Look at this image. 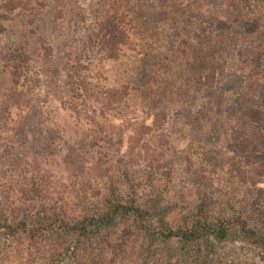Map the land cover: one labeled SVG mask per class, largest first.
Masks as SVG:
<instances>
[{
  "label": "rangeland",
  "instance_id": "374dc122",
  "mask_svg": "<svg viewBox=\"0 0 264 264\" xmlns=\"http://www.w3.org/2000/svg\"><path fill=\"white\" fill-rule=\"evenodd\" d=\"M117 1L49 0L40 14H26L7 24L0 50L6 52L19 44L29 51L32 77L35 73L40 75L43 85L34 93L42 100L48 85L47 76L42 74L44 54L52 53L51 58L62 69L72 53L81 52L82 36L100 14L101 4L116 5ZM119 1L125 5L123 0ZM133 3L135 8L140 5L136 0ZM177 3L179 17H175V10L171 13L160 10L155 3L146 4L151 13L125 9L130 41L122 48L120 57L105 62L95 53L89 55L85 66L88 64L94 82L102 87L127 91L129 96L124 101L114 102L104 110L105 117L115 121L114 124L143 121L150 124L155 109L167 113L163 126L148 136L152 146L163 154L161 161L165 169L155 174L141 164V171L134 177L144 179L138 192L141 202L162 203L165 217L155 211L156 227L164 224L184 227L191 222L195 205L205 198L211 221L249 217L251 225L264 232V199L259 206L254 201L257 189L253 192L238 182L236 171L243 164L227 145L228 131L223 127L238 110L233 102L245 82L242 75L232 71L235 54L229 52L220 61L215 93L202 89V71L197 68L202 44H211L225 31L226 22L221 20L232 16L233 0H178ZM4 70L5 64L0 63V92L7 87ZM42 101L53 123L50 124L58 129L56 140L45 141L52 153L63 156L73 149L91 158L101 152L85 141V135L95 134L100 135L103 139L100 145L105 147L103 155L97 157L99 165L104 166V161L114 158L116 167L120 168L129 161L123 157L125 147L112 157L117 147L110 145L118 143L120 131L111 126L105 129L109 133L103 130L98 133L94 128L83 130L74 118L62 112V105ZM215 120L220 122L219 129L212 128ZM48 166V183L53 186L61 179L66 190L60 193L55 189V192L52 187L49 192H55L54 197L43 195L40 199L26 186L39 183L44 177L36 178L37 175L30 173L32 168L18 151L0 152L2 217L13 223L27 220L34 227L44 223V218L56 215L67 220L80 219L102 206L110 179L88 174L79 179L66 172L58 160ZM120 173L111 174L113 181H124ZM197 175L208 182L206 191L197 185ZM260 186L264 189V185ZM151 210L155 207L151 206ZM60 230L47 229L35 239L26 235L12 238L0 232V264H264V251L249 244L236 227L224 243L210 240L192 245L185 252L176 242H154L139 234L131 221L122 222L105 235L107 238L102 237L109 241L106 248L100 246L97 238L86 242V238L71 237ZM114 233L115 238H111Z\"/></svg>",
  "mask_w": 264,
  "mask_h": 264
},
{
  "label": "trees",
  "instance_id": "16d2710c",
  "mask_svg": "<svg viewBox=\"0 0 264 264\" xmlns=\"http://www.w3.org/2000/svg\"><path fill=\"white\" fill-rule=\"evenodd\" d=\"M48 1L0 0V44L8 23L17 21L26 14L30 16L40 14L48 6ZM177 1L136 0L140 4L138 8H135L133 0H123L124 6L119 0L116 5L102 3L100 14L94 24L82 36L81 52L72 53L68 64H63L62 69L59 68L56 61L51 58L52 53L48 51L42 57V74L48 79L43 99L62 105L61 111L74 118L83 130L94 128L98 133L102 130L107 132L106 127L111 126L114 130L120 131L118 143L113 142L110 145V148L117 147V150H113L112 157L120 152V148L125 147L123 157H127L129 161L124 162L120 168L116 167L114 158L104 161V166L98 164L97 157L103 155L105 149L104 145H100L103 141L100 135H85V141L101 152L95 153L91 158L73 149L66 151L63 156L52 153L45 141L56 140L55 134L58 133V129L52 125L49 113L43 106V99L39 100L34 93L43 85L40 75L35 73L32 77L31 54L19 44L6 52L0 50V63H4L6 69L3 76L5 78L7 76L8 79L7 87L0 92V152L18 151L26 164L32 168L29 169L30 173L37 175L36 178L44 177L43 181L26 186L31 187V193H35L40 199L43 195L54 197L53 194L58 190L65 193L66 185L63 180L58 179L53 186L47 181L48 165L54 160H58L66 172L74 174L79 179H82L79 176L88 174L111 181L102 206L97 207L92 215L72 220L62 219L56 215L49 219L44 218V223L34 227H31L27 220L13 223L0 215V232L12 238L26 235L35 239L43 235L47 229L59 228L61 232L71 237L86 238L84 239L86 242L90 238H97L98 242H101L100 246L106 248L109 241L102 237L107 238L105 235L115 231L122 222L131 221L139 234L154 242H176L185 252L192 245H200L210 240L224 243L230 239L233 228L236 227L242 238L264 251V232L251 225L249 217L236 216L211 221L205 198L195 205L192 220L184 227L154 225L153 218L156 212L163 213L160 215L165 217L162 203L150 201L148 205L141 202L138 199V192L142 190L140 182L144 179L134 177L141 171L139 168L141 164L146 171L155 174L165 169L161 161L163 154L152 146L148 136L163 126L167 113L165 110L155 109L149 125L146 121L139 124L135 122L126 125L114 124L115 121L105 117L104 110L114 102L124 101L129 95L126 90L102 87L94 82L88 64L85 66L87 61L89 62V55L95 53H98L105 62L115 61L120 57L122 48L130 41L125 9L151 13V8L149 9L146 4L155 3L160 10H167L169 13L175 10L173 12L175 17H179ZM143 3L145 6L141 5ZM233 9L234 12L229 19L221 20L226 22L223 24L225 31L216 36L211 44H202L203 48L199 49L200 58L197 56L200 62L197 68L202 71V89L215 93L220 61L222 62L229 52L235 54L232 71L242 75L245 82L233 102L238 110L223 127L228 131L227 145L243 164L237 169L236 178L240 184L253 192L257 189V199L254 201L261 206L264 199V189L260 186L264 185V0H233ZM215 123L212 128L219 129L220 122L215 120ZM114 172H121L120 176L124 181L118 183L113 181L111 174ZM196 182L207 190L208 182L204 177L197 175ZM52 187L57 191L50 193ZM60 193L58 196L61 198ZM151 206L155 207L154 211L151 210ZM115 234L111 238H115Z\"/></svg>",
  "mask_w": 264,
  "mask_h": 264
}]
</instances>
